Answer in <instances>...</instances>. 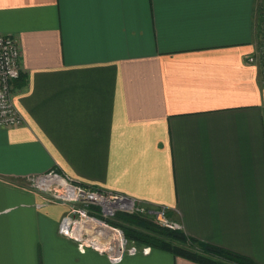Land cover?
<instances>
[{"label": "crops", "instance_id": "crops-1", "mask_svg": "<svg viewBox=\"0 0 264 264\" xmlns=\"http://www.w3.org/2000/svg\"><path fill=\"white\" fill-rule=\"evenodd\" d=\"M261 7L0 0L24 117L0 128V264H200L84 247L62 230L68 205L29 184L48 176L165 206L189 237L264 264Z\"/></svg>", "mask_w": 264, "mask_h": 264}, {"label": "built area", "instance_id": "built-area-1", "mask_svg": "<svg viewBox=\"0 0 264 264\" xmlns=\"http://www.w3.org/2000/svg\"><path fill=\"white\" fill-rule=\"evenodd\" d=\"M264 36L260 37L258 44V55L250 57V62L260 61L264 70ZM21 48L19 40L11 35L0 34V128L19 126L24 123V117L18 109L15 101L16 86L15 82L21 76ZM41 179V178H40ZM46 178L41 181L46 184ZM72 192L76 194L78 191L86 196V201L91 203H100L106 213H115V211L123 210L126 212H146L147 207L142 202L125 196L120 192L94 190L85 186L71 185ZM90 204V203H89ZM155 213L157 221L164 227L170 229H182L183 226L179 222L169 220L166 214V208L162 207L158 210H150ZM71 229L70 224H62V230ZM151 249L148 247L143 249L144 253H148ZM131 251H135L132 249Z\"/></svg>", "mask_w": 264, "mask_h": 264}, {"label": "trees", "instance_id": "trees-1", "mask_svg": "<svg viewBox=\"0 0 264 264\" xmlns=\"http://www.w3.org/2000/svg\"><path fill=\"white\" fill-rule=\"evenodd\" d=\"M91 207L96 210V216L105 219L111 226L121 228L126 240L136 243L141 252L149 247L151 250L183 256L200 264H257L244 255L193 239L182 229L158 225L152 220L149 212L118 211L114 218H106L101 215L100 207Z\"/></svg>", "mask_w": 264, "mask_h": 264}, {"label": "rangeland", "instance_id": "rangeland-1", "mask_svg": "<svg viewBox=\"0 0 264 264\" xmlns=\"http://www.w3.org/2000/svg\"><path fill=\"white\" fill-rule=\"evenodd\" d=\"M261 6H262L261 10H263V11H261L262 13H260V17L262 16V18H263L262 27H261L262 28L261 29V32H262L261 35L263 37L264 36V0H261ZM261 43H264V40ZM52 175H56V173H54ZM47 178H50V180H52L51 177H49V176ZM62 178H64V180L70 186L75 185L67 177H62ZM31 179L33 180V181L30 180L31 182H29L31 187H33L37 191L43 190V191L49 193L50 197L54 198V200L65 202L68 205L69 212H68V214H67V216H66V218L62 224L67 225V222H69L71 229L76 228L77 223L84 225V229L86 231L84 229H82L80 237L74 236V235L68 233L67 231H65L67 235H69V236L71 235V237L79 238L84 243V247L92 248V249H94V248L98 249L94 245V243H95L94 241H96V239L94 240L92 238L94 236V233H89L87 231V229L85 228L86 227L85 225H87V223H86L87 221H93L94 220V221H98V223H101L104 227H108V228L112 229L113 231L119 232V238L117 240H115L108 248H104L105 249L104 251L101 250V252H103L104 254H109L111 260L116 261L117 259H119L123 255H126V254L133 255V254H138L139 252H141L140 250L137 249L138 245L136 243H129L127 240L123 239L121 232H120V230H122L121 228L111 226L109 223H107L105 221V219H102L101 217L96 216L95 215L96 210L93 209L91 206L100 207L101 215L106 217V218H114V216L116 215V213L118 211H123V210L115 211V213H106L103 210V206L100 203L95 204V203H91V202L86 201V196L81 194V192H79V191L76 194L74 193V195H73V192L68 193L69 190L65 187V185H63L60 182L53 181L49 186H46V184L43 183L39 177H32ZM88 188L93 189L92 187H88ZM103 191H106V190H103ZM146 207H147L146 212H149L148 214L151 215L152 220L156 224L159 225L160 223L157 221L155 213H151L150 210H158L159 208H162L165 206L153 207V206L147 205ZM166 214H167V208H166ZM166 216L169 220H172L168 216V214ZM173 221H175V220H173ZM176 222H178V221H176ZM118 248L120 249V252H117ZM132 249H135V251L134 252L131 251ZM141 253H143V252H141ZM116 254H118V255H116ZM61 256L63 257L64 254H62Z\"/></svg>", "mask_w": 264, "mask_h": 264}, {"label": "bare ground", "instance_id": "bare-ground-1", "mask_svg": "<svg viewBox=\"0 0 264 264\" xmlns=\"http://www.w3.org/2000/svg\"><path fill=\"white\" fill-rule=\"evenodd\" d=\"M44 180H46V179H44ZM57 181H59L60 183L65 185V187L69 190L68 193L72 192L73 188L63 178L57 179ZM47 182H49V184H47L49 186L52 181L48 180ZM68 223L69 222H67V224ZM86 223H87V225H85L86 226L85 228L87 229V231L89 233H94V236L92 238L94 240L96 239V241H94L95 242L94 245L97 247H100L102 249L108 248L115 240H117L119 238V232L113 231L112 229H110L108 227H104L101 223H98V221L93 220V221H87ZM82 229H84V225L77 223L76 228L69 229L67 232L74 235V236L80 237V232L82 231ZM117 252H120L119 248H118Z\"/></svg>", "mask_w": 264, "mask_h": 264}, {"label": "water", "instance_id": "water-1", "mask_svg": "<svg viewBox=\"0 0 264 264\" xmlns=\"http://www.w3.org/2000/svg\"><path fill=\"white\" fill-rule=\"evenodd\" d=\"M120 232H121V235H122L123 239L126 240L124 232L122 230H120Z\"/></svg>", "mask_w": 264, "mask_h": 264}]
</instances>
